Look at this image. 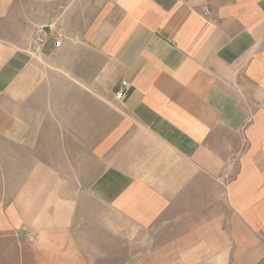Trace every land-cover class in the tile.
I'll use <instances>...</instances> for the list:
<instances>
[{"label":"crops","instance_id":"1","mask_svg":"<svg viewBox=\"0 0 264 264\" xmlns=\"http://www.w3.org/2000/svg\"><path fill=\"white\" fill-rule=\"evenodd\" d=\"M0 264H264V0H0Z\"/></svg>","mask_w":264,"mask_h":264},{"label":"built area","instance_id":"2","mask_svg":"<svg viewBox=\"0 0 264 264\" xmlns=\"http://www.w3.org/2000/svg\"><path fill=\"white\" fill-rule=\"evenodd\" d=\"M50 36L49 33L45 32V31H42L40 32L36 38H35V43L38 45V46H42L43 44H45L46 40L48 39V37ZM55 45L58 47L61 45V40L59 38H56V42H55ZM128 83L127 82H123L122 84V88L119 90V92L116 94V98L117 99H121L124 95V90L125 88L128 87Z\"/></svg>","mask_w":264,"mask_h":264}]
</instances>
